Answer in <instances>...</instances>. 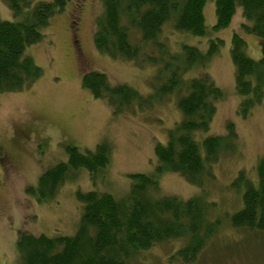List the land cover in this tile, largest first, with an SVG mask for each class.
<instances>
[{"label": "trees", "instance_id": "obj_1", "mask_svg": "<svg viewBox=\"0 0 264 264\" xmlns=\"http://www.w3.org/2000/svg\"><path fill=\"white\" fill-rule=\"evenodd\" d=\"M6 1L13 19L0 18V93L28 89L40 76L41 67L25 50L39 42L50 16L69 0ZM206 1L101 0L102 10L96 17L93 34L96 48L113 58L132 60L139 67L153 65L156 69L147 95L125 83H111L99 70L83 74V87L94 98L105 100L113 113L131 111L136 105L145 110L153 100L175 96L181 116L167 130L165 142L154 144L155 169L131 174L126 193L115 195L95 185L76 192L81 211L72 234L50 236L21 231L17 250L23 264H132L137 253L180 238L183 245L170 255L171 259L191 263L217 232L221 220L215 215L216 202L206 199L203 184L211 178L213 164L221 153L235 149L237 134L230 124L226 135L209 134L200 142L196 139L198 131L208 130L222 89L208 73L192 76L191 71L195 67L203 69L221 40L211 42L204 54L188 44L171 51L161 34L170 24L179 32L204 36ZM213 1L215 30L227 27L240 6L245 19L242 30L254 34L260 44L261 56L255 60L246 53L241 34L234 32L231 37L234 85L241 97V112L246 114L264 98V0ZM66 152V161L44 169L37 186L27 188L28 195L39 202L53 200L60 186L67 179H75L79 170L86 171L96 184L110 163V147L105 142L96 144L94 150L67 145ZM167 170L201 186V192L186 199L162 195L159 176ZM231 185L242 191V205L226 215L229 225L264 235V174L253 180L240 171Z\"/></svg>", "mask_w": 264, "mask_h": 264}, {"label": "rangeland", "instance_id": "obj_2", "mask_svg": "<svg viewBox=\"0 0 264 264\" xmlns=\"http://www.w3.org/2000/svg\"><path fill=\"white\" fill-rule=\"evenodd\" d=\"M102 10L101 0H69L63 9L51 15L39 42L26 48L41 67L40 76L30 88L0 93V264H23L17 250L18 234L30 232L50 236L72 234L80 217L77 191L96 186L115 195H123L134 172H152L156 164L154 144L163 143L167 130L181 116L174 96H164L145 110L113 113L101 98H94L83 87L86 71L99 70L113 84L125 83L140 94L150 90L153 65L138 66L132 60L113 58L94 43L95 20ZM207 26L204 36L179 32L166 25L161 34L169 49L180 50L183 44L196 46L206 53L211 42L221 40L215 55L192 76L208 73L222 96L215 103V113L206 132L226 135L232 124L237 136L232 152L224 151L213 164L211 178L203 188L206 199L215 201L216 217L221 223L214 236L193 262L172 260L171 254L183 245V239L161 242L137 253L132 264H264V235L234 229L226 220L242 205V191L232 186L238 172L253 180L264 174V98L246 114L241 112L235 84V65L231 59L234 32L246 41V53L257 60L261 56L256 36L242 30L245 21L237 6L231 22L220 30L216 24L214 1L203 7ZM0 18L13 19L6 0H0ZM26 133V134H22ZM105 142L110 147V163L100 181L94 184L86 171L67 179L53 200L39 202L28 195L27 188L37 186L39 175L59 161H66V146L94 150ZM41 149H39V145ZM162 195L186 199L201 192L182 175L167 170L159 176ZM243 190V188H242Z\"/></svg>", "mask_w": 264, "mask_h": 264}]
</instances>
